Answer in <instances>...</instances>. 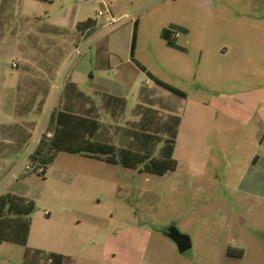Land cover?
I'll return each instance as SVG.
<instances>
[{"label":"rangeland","instance_id":"1","mask_svg":"<svg viewBox=\"0 0 264 264\" xmlns=\"http://www.w3.org/2000/svg\"><path fill=\"white\" fill-rule=\"evenodd\" d=\"M106 2L113 18L127 16L107 29L97 0H0V195L34 202L27 247L74 264H99L103 248L102 264H264V0ZM88 18L96 22L81 40ZM134 21V59L184 97L131 60ZM172 26L186 29L181 49L160 37ZM70 76L88 98L64 97ZM101 94L124 98L126 110L110 117ZM90 101L120 146L132 143L138 103L158 110L156 138L177 115V168L139 173L59 152L44 176L30 169L51 111ZM171 225L189 236L186 252L165 236ZM24 253L0 243V264H25Z\"/></svg>","mask_w":264,"mask_h":264},{"label":"trees","instance_id":"2","mask_svg":"<svg viewBox=\"0 0 264 264\" xmlns=\"http://www.w3.org/2000/svg\"><path fill=\"white\" fill-rule=\"evenodd\" d=\"M47 1V0H44ZM95 20L88 18L77 24V29L82 30L93 27ZM51 30L61 31L56 26L49 25ZM183 31L181 28L172 26L164 28L160 32V37L166 45L181 49L176 44L175 34ZM42 34L48 31H42ZM137 21L133 23V31L130 43V58L136 66L150 77L154 84L163 88L174 95L184 97V92L156 78L150 72H146L134 59V50L136 44ZM49 87V86H48ZM49 89L46 88L41 94L43 99ZM70 95L78 98H86L83 92L78 90L76 84L71 80L66 81L64 97ZM102 109L110 117L117 116L126 110V100L120 96L101 94ZM88 98V97H87ZM88 106L75 108L70 102H64L61 107L54 108L49 114L46 131L41 137L35 150L29 155L31 168L38 171L42 176L45 175L46 168L59 152L70 154H79L85 157L96 159L107 164L119 165L124 168L133 169L139 173L154 175H164L168 171L177 168V162L173 158L175 139L180 118L177 115L170 114L163 124L164 138H156L153 126L158 121V110L144 106L138 103L135 107V115L139 121L134 124L132 130V143L129 145H117L110 141L105 126L100 122L97 114V107L90 101ZM162 142V146L156 153V145ZM35 206L32 200L19 197L13 194L0 195V243L9 242L25 247L24 263L35 264L33 258L41 255L40 264H62L64 258L61 254H44L40 250H34L27 247L28 235L30 232V215ZM229 257L241 258L242 251L228 249ZM49 261V263H47Z\"/></svg>","mask_w":264,"mask_h":264},{"label":"water","instance_id":"3","mask_svg":"<svg viewBox=\"0 0 264 264\" xmlns=\"http://www.w3.org/2000/svg\"><path fill=\"white\" fill-rule=\"evenodd\" d=\"M164 233L176 245L179 253H184L191 248L189 236L181 233L174 225L168 226Z\"/></svg>","mask_w":264,"mask_h":264},{"label":"built area","instance_id":"4","mask_svg":"<svg viewBox=\"0 0 264 264\" xmlns=\"http://www.w3.org/2000/svg\"><path fill=\"white\" fill-rule=\"evenodd\" d=\"M97 1H98V2L100 3V5L102 6V9L98 10L96 15L99 16V17H103L105 23H104L103 25L101 24V26H103L104 28L107 29V28L111 27V24L118 23V22L124 20L125 18H127V16H122V17H120L119 19H115V18H113V17L111 16V12H110V9H109V6H108V3L106 2V0H97ZM95 22H96V21H95ZM96 27H97V25H96ZM92 28H93V27H91V28H86V29L84 30V32L81 34V35H82L81 40L84 39V35H85V33H87L88 31H90ZM177 35H178V34L176 33V34H175V37H176ZM76 53H77V55H79V54L81 53V50H79L78 48H76ZM13 66H14V64H13Z\"/></svg>","mask_w":264,"mask_h":264},{"label":"crops","instance_id":"5","mask_svg":"<svg viewBox=\"0 0 264 264\" xmlns=\"http://www.w3.org/2000/svg\"><path fill=\"white\" fill-rule=\"evenodd\" d=\"M56 27H57V26H56ZM180 28H182L183 31H178V32H177L178 35L181 34V33L183 34V33L186 31V29H185L184 27L180 26ZM178 35L175 37V39H177ZM134 51H135V50H134ZM129 55H130V51H129ZM70 80H71L74 84H76L78 90H80V91L83 92L84 94L88 95L87 93H85L84 91H82V90L79 88V85H78L77 81H76L75 79H73L71 76H70ZM88 96H89V95H88ZM240 218H241V217H240ZM241 219H242V218H241ZM32 249H34V250H40V251H41L42 253H44V254H49V253L61 254V255L64 256V258H63V260H62V264H74V263L69 262V259L71 258V255H68V253H66V252H64V251H58L57 249H51V248H50V249H43L42 247H40V248L35 247V248H32ZM104 252H105V250H104V248H103L102 257L100 258V262H99V264H102V259H103ZM144 252H145V251L142 252V255H144ZM115 255H117V253H113V256H115ZM142 255H141V256H142ZM47 263H49V261H47Z\"/></svg>","mask_w":264,"mask_h":264}]
</instances>
